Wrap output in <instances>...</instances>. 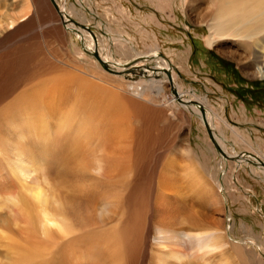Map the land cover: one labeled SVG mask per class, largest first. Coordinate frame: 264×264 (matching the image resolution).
<instances>
[{
  "label": "bare ground",
  "instance_id": "bare-ground-1",
  "mask_svg": "<svg viewBox=\"0 0 264 264\" xmlns=\"http://www.w3.org/2000/svg\"><path fill=\"white\" fill-rule=\"evenodd\" d=\"M181 1L208 11V49L236 37L264 80V0ZM48 3L59 13L40 21ZM71 16L57 0H0V264H256L229 242L224 168L211 169L214 156L240 161L264 183L251 168L255 158L264 172V153L244 151L223 119L228 102L185 86L184 66L159 45L139 53L125 33ZM56 23L74 30L94 70L40 46ZM115 44L126 60H114ZM193 121L203 148L190 142ZM228 127L240 156L227 152Z\"/></svg>",
  "mask_w": 264,
  "mask_h": 264
},
{
  "label": "rangeland",
  "instance_id": "rangeland-1",
  "mask_svg": "<svg viewBox=\"0 0 264 264\" xmlns=\"http://www.w3.org/2000/svg\"><path fill=\"white\" fill-rule=\"evenodd\" d=\"M57 2L65 6L66 11L68 10V14H70V16L72 15V21L79 23V25L108 28L114 38L124 33L134 38L136 41V49L139 53H144L154 44L159 45L160 50H163L162 55L165 59H177L176 62H178V65L180 63L184 66L186 72L179 70L182 72L179 80H183L182 82L187 87L194 85L199 93H208L210 103L212 105L217 104L215 107L218 106V103L221 101L219 98L221 94L224 95V93H229L230 96H233L232 99L236 97L231 103L233 107H235L234 110H236L237 106L241 105V99H243V101H249V96L252 98L258 97L261 102L260 108L264 109V80L253 77L252 67L254 68V65L252 59L244 54V45H238V41L240 40L234 36L229 37L219 42V44L211 50H207L210 47L206 45L204 39L209 34L207 23H205L208 18H203L204 14L208 12L205 6L188 3L186 6L181 0H63L65 4L62 3V0H57ZM44 7H46V4ZM58 7L55 9L54 6H50L51 10L49 9L45 14L39 15L38 19L40 21H45L50 20L52 16L54 18V14H56L54 9L59 13L60 7ZM86 9L90 11L86 12ZM93 15H95L96 18L93 17ZM59 25L62 24H54V26L60 28L59 30L48 28L51 33L47 34V40H43L42 43L39 42L40 46L45 48L54 44L57 47L53 48L55 49L54 51H56V53L53 51V54H55L58 61L61 63L68 65V61L76 60L78 62L80 61L78 64L83 67L89 66L94 70L93 65L91 63V65H88L85 61V57L82 56V43L77 39L75 34H73L74 30L69 31ZM139 28H145L148 33H144L145 31ZM114 33L117 35H114ZM57 36L61 39L59 45ZM98 37V46L100 49L111 48L112 50L111 44L106 42L104 37L102 38L99 34ZM203 41L207 49L203 47ZM123 47L124 46H119L118 44L114 45V60H126L125 54L127 48ZM188 51L189 53H187ZM75 52L77 54H75ZM184 53L187 54L186 61ZM76 55L79 56L77 57ZM169 56H171V58ZM206 62L208 63L206 64ZM172 63L176 65L174 61H172ZM233 66L240 72L238 73ZM225 67L227 68L226 70ZM205 78L210 79V81ZM211 81V86L206 85V82L211 83ZM207 86L209 92H207ZM146 97L145 95L142 96L144 100H147ZM221 97L226 100V97ZM253 104L254 103H250V105ZM217 111L220 112L219 109ZM228 111L231 113L232 109L230 110L228 108ZM223 119H225V124H227L228 118L224 116ZM234 119L235 122L238 121V116ZM193 124L190 142L193 148H197L198 145L203 148L201 141H199L197 137L201 136L203 138L204 135L197 130L194 121ZM223 124L224 123H222V125ZM228 125L230 124L228 123ZM240 126L243 127H237L238 131L235 132L240 134L243 138L242 142L244 145L241 147L247 150L246 147H248L249 144L253 146L255 150H258L259 141L251 137V141L248 142L246 134H244V124H242V121L240 122ZM253 130L256 129L254 128ZM224 131L227 152L230 155L240 156V154H242L240 148L231 141L232 137L233 139L235 138L232 131L228 128H224ZM260 131L261 134L264 135V129ZM261 144H263V141ZM253 160L251 168L255 170V174L264 176V172L259 166L260 162L255 161V158H253ZM227 161L230 166L226 168L224 164L219 165L220 158L214 156L211 161V169L214 170L215 174H220V168H224L221 176L223 177V186L225 187L227 185L228 190L225 187L226 191H224L222 195L224 196V202L229 207L230 213L226 228L230 229V222L233 224L231 233L232 238L229 237V242L244 248L245 255L254 260L256 264H264V183L252 177L254 172L252 173L250 171V166L243 165V162H238L241 167L237 168V162L230 159H227ZM216 177L218 178L219 175H216Z\"/></svg>",
  "mask_w": 264,
  "mask_h": 264
},
{
  "label": "crops",
  "instance_id": "crops-1",
  "mask_svg": "<svg viewBox=\"0 0 264 264\" xmlns=\"http://www.w3.org/2000/svg\"><path fill=\"white\" fill-rule=\"evenodd\" d=\"M203 47L205 48L204 45V41L202 42ZM207 49V48H205ZM210 50V49H207ZM208 58V57H207ZM203 63V62H202ZM208 62H206L207 64ZM236 71L239 73L240 71L233 66ZM231 68V66H230ZM227 68L225 67V70ZM222 91L223 88L221 87ZM248 89V87H247ZM217 91V90H215ZM221 96L226 97V100L228 101V108L231 110L233 108V105L231 104L233 100L236 99V97H234V99H232V96L229 95V93H224V95L221 94ZM230 97V98H229ZM249 101H246L243 99H241V105L236 107V110H234V108L232 109L231 113L228 111V108H225V114H226V118H228V123L230 124L229 126L234 125L236 127L242 128L243 126H240V122L242 121V124H244V134L248 135V137L251 139V137L260 140L258 143V151H260L261 153H264V135L261 134V129H264V109L260 108V104L261 102L259 101L258 97L252 98L249 96ZM257 102V103H255ZM244 103V104H243ZM250 103H254L253 105H250ZM231 105V106H230ZM226 107V106H225ZM242 109H244V114L239 113ZM251 109V110H250ZM248 110V111H247ZM255 110V111H254ZM252 111V112H250ZM262 111V112H261ZM235 113V114H234ZM229 114V115H228ZM257 114V115H256ZM239 117L238 121L235 122V117ZM242 116V117H241ZM244 116V117H243ZM250 116V117H249ZM257 116V117H256ZM254 117V118H253ZM262 117V118H261ZM241 120V121H240ZM250 120V121H249ZM240 121V122H239ZM255 121V122H254ZM263 121V122H262ZM246 122V123H245ZM250 125H249V124ZM228 125V124H226ZM256 130H253V129ZM229 129V127H228ZM250 130V131H249ZM263 141V144H261V142ZM263 147H262V146ZM260 149V150H259ZM245 151V150H244ZM249 151V150H246ZM254 152V151H253ZM245 165V164H244Z\"/></svg>",
  "mask_w": 264,
  "mask_h": 264
},
{
  "label": "flooded vegetation",
  "instance_id": "flooded-vegetation-1",
  "mask_svg": "<svg viewBox=\"0 0 264 264\" xmlns=\"http://www.w3.org/2000/svg\"><path fill=\"white\" fill-rule=\"evenodd\" d=\"M237 163L240 162V161H236ZM239 164V163H238Z\"/></svg>",
  "mask_w": 264,
  "mask_h": 264
}]
</instances>
